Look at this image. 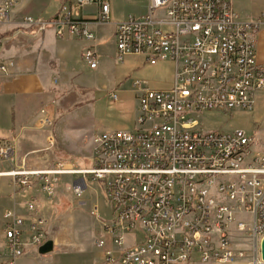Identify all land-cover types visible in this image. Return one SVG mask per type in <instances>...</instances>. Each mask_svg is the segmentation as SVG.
I'll use <instances>...</instances> for the list:
<instances>
[{"label":"built area","instance_id":"obj_1","mask_svg":"<svg viewBox=\"0 0 264 264\" xmlns=\"http://www.w3.org/2000/svg\"><path fill=\"white\" fill-rule=\"evenodd\" d=\"M24 0H0V15H12ZM111 16L109 0L66 1L58 15ZM145 15H241L233 0H149ZM43 32V31H39ZM257 33H114L116 58L142 57L174 64V85L150 89L134 83L138 113L134 128L94 136L92 167L68 162L54 167H12L16 190L56 195L61 176L72 175L73 194L81 197L86 179L100 183L111 205L95 245L98 264H227L246 255L247 264H264V142L245 129L207 131L204 111L250 113L264 93V64L257 58ZM57 36L94 41L95 32H57ZM92 46L83 52L91 69L98 66ZM8 64L0 65L6 71ZM117 99V93L109 95ZM49 128L52 121H40ZM49 148L54 137L48 138ZM15 147L0 144V163L11 161ZM24 211H5L0 264H18L39 253L48 240V218L32 195ZM99 207L92 211L99 215Z\"/></svg>","mask_w":264,"mask_h":264},{"label":"rangeland","instance_id":"obj_2","mask_svg":"<svg viewBox=\"0 0 264 264\" xmlns=\"http://www.w3.org/2000/svg\"><path fill=\"white\" fill-rule=\"evenodd\" d=\"M109 2L110 19L91 25L96 33L94 41L80 38L60 39L52 28L39 32L35 26L23 22V18L30 12L29 9H23L18 14V23H7L0 27V65H9L6 71H0V75L8 73L14 63L22 61L25 57L38 61L41 55L46 57V63L55 71L59 70L62 64L66 65L68 59L71 67L69 73H52L46 94L28 98L26 102H18V106L22 107L21 114L8 106L9 101L0 99V138H4L0 139V144L10 143L6 137L11 133L18 134L19 122L28 126L26 133H29L34 138L35 145L42 149L29 160V163L34 165L30 168L54 167L60 162H68L78 168L92 167L93 136L111 129L135 127L138 96L134 83L142 81L143 86L150 89H168L174 85V64L170 61L151 64L139 56H128L124 61L116 58L114 23L130 16L145 15L149 0ZM59 4L58 0H43L41 3L42 6L50 8H57ZM89 10V7L83 8L84 12L91 15L92 11ZM48 14L47 11L43 13L44 16ZM258 20L264 22V13L259 19L256 17L251 21ZM262 27L264 25H261L260 29ZM45 36L48 37V42L43 43ZM90 43L94 44L98 52V66L95 69H91L83 57V52ZM257 49L259 58V44ZM60 50L65 52L68 59L66 56L60 57ZM111 93H117L118 98H110ZM27 105L37 108V111L35 108L27 110ZM47 117L53 122L49 130L39 124V120L45 121ZM200 122L207 131L228 132L237 128L245 129L260 142H264V94L258 97L257 104L250 113L240 110L204 111ZM52 134L56 144L54 142L51 149H46V137ZM12 161L1 162L0 170H10L14 167ZM75 178L72 175L61 176L56 195L49 198L41 191L28 188L16 190L12 177L0 176V246L4 242L5 211L13 208L14 202L16 207L24 209V203L32 195L38 197V203L48 218V240L54 241L52 252L44 255L28 253L18 264L99 263L101 251L96 247L95 240L101 233L103 222L110 218L111 205L102 185L90 178L86 179L88 188L84 194L81 197L75 196L71 188ZM96 206L99 207V215L92 212ZM239 241L237 246L246 250L245 258L227 264H247L251 260V247L248 243ZM258 250L260 252V247ZM190 264L216 263L197 261Z\"/></svg>","mask_w":264,"mask_h":264},{"label":"crops","instance_id":"obj_3","mask_svg":"<svg viewBox=\"0 0 264 264\" xmlns=\"http://www.w3.org/2000/svg\"><path fill=\"white\" fill-rule=\"evenodd\" d=\"M43 0H26L22 2L15 12L10 15V20L7 23H18L20 20L18 17V14L21 13L23 9H29L30 12L28 13L29 15H34V16H41L45 19H50V18H55L60 12V8L63 5L65 1L68 0H58L60 3L57 8H50V7H45L42 6ZM72 1V0H69ZM233 4L235 9L241 14L240 16L245 19L246 21H251L252 19L260 17L262 13H264V0H233ZM25 7V8H24ZM89 7V11L91 15H88V12H84L83 10L81 11V14L83 16H77V18H83V19H93L96 16H93L95 12L98 10V6H87ZM93 9V10H92ZM24 10V11H25ZM48 12L49 14L44 16V12ZM26 12V11H25ZM27 14V15H28ZM118 23V22H117ZM97 23H94L92 25H96ZM261 25H264V22H262ZM260 25V27H261ZM115 27L116 23H114V28H113V34L115 32ZM257 31L256 39H257V45H260L259 49V58L258 61L262 64H264V27H262ZM92 29V27H91ZM93 30V29H92ZM95 32V31H94ZM53 35L54 33L51 32ZM48 37L45 36L43 38V43L48 42L46 41ZM60 38V37H58ZM78 39V38H72V37H63L60 39ZM61 45V44H60ZM92 46L94 48V44H91L88 46ZM258 53V49H257ZM60 57L66 56L65 52L63 53V50L58 53ZM258 56V55H257ZM68 59V57H67ZM46 57L41 55V58L36 61L35 58L31 57H25L22 59V61H17L16 64L14 63L12 68L9 69V72L3 75H0V99H4L8 102V106H10L15 112H18L21 114L22 107H19L18 102H22L34 97V96H42L47 93V87L50 82V77L52 73H69L71 72V67L69 64V59L68 63L66 65H61L59 67V70L55 71L53 70L48 63H46ZM264 94V93H262ZM261 94V95H262ZM35 107H32L31 105H27V110H33ZM37 108H35L36 110ZM37 111V110H36ZM36 112H33L35 114ZM49 118V117H48ZM50 119V118H49ZM47 121V120H45ZM15 123H17V119L15 118ZM20 128L19 132L17 135L11 133L6 139H9L10 143L15 147V156L13 157V166L14 167H34L31 163H29V160L32 159L33 155L41 151L42 149L39 146L35 145V140L34 138L29 134L26 133L27 130V125L26 124H20L18 122ZM53 125V122H52ZM49 127V129H51ZM15 129V127L13 128ZM49 130L48 128H46ZM128 129V128H124ZM113 130V129H111ZM56 135V134H55ZM95 135V134H94ZM54 136V134H52ZM57 137V136H56ZM94 137V136H93ZM49 135H47L46 140L48 143L49 148V142H48ZM4 139V138H0ZM55 144H56V139L54 136ZM92 144H93V138H92ZM50 147L49 149H51ZM44 157V156H43ZM40 159L42 157H39ZM35 168H42V167H37ZM16 205V202H14V206ZM21 211H24L21 208H18ZM42 210V209H41ZM33 253V252H31ZM27 255V254H26ZM26 255L24 257H26ZM23 257V258H24Z\"/></svg>","mask_w":264,"mask_h":264},{"label":"bare ground","instance_id":"obj_4","mask_svg":"<svg viewBox=\"0 0 264 264\" xmlns=\"http://www.w3.org/2000/svg\"><path fill=\"white\" fill-rule=\"evenodd\" d=\"M110 16L93 19L77 18L76 15H57L43 19L27 15L23 22L38 31L52 28L57 32H94L91 25L107 22ZM10 15H0V27L9 22ZM262 20V19H261ZM262 22L246 21L240 15H143L130 16L116 23L115 33H257Z\"/></svg>","mask_w":264,"mask_h":264},{"label":"water","instance_id":"obj_5","mask_svg":"<svg viewBox=\"0 0 264 264\" xmlns=\"http://www.w3.org/2000/svg\"><path fill=\"white\" fill-rule=\"evenodd\" d=\"M54 250V241L52 239L47 240L38 250L39 254L44 255ZM260 255L264 260V236L260 243Z\"/></svg>","mask_w":264,"mask_h":264},{"label":"trees","instance_id":"obj_6","mask_svg":"<svg viewBox=\"0 0 264 264\" xmlns=\"http://www.w3.org/2000/svg\"><path fill=\"white\" fill-rule=\"evenodd\" d=\"M54 18V17H53Z\"/></svg>","mask_w":264,"mask_h":264}]
</instances>
